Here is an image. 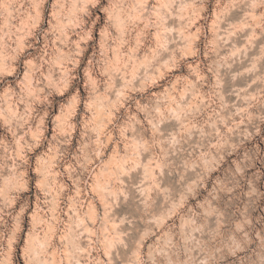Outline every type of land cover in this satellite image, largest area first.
<instances>
[{
    "label": "clouds",
    "instance_id": "clouds-1",
    "mask_svg": "<svg viewBox=\"0 0 264 264\" xmlns=\"http://www.w3.org/2000/svg\"><path fill=\"white\" fill-rule=\"evenodd\" d=\"M0 264H264V0H0Z\"/></svg>",
    "mask_w": 264,
    "mask_h": 264
}]
</instances>
